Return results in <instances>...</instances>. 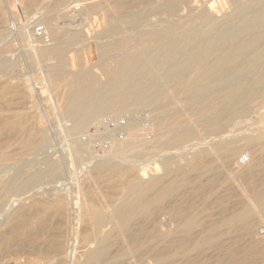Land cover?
Wrapping results in <instances>:
<instances>
[{
  "label": "bare ground",
  "instance_id": "obj_1",
  "mask_svg": "<svg viewBox=\"0 0 264 264\" xmlns=\"http://www.w3.org/2000/svg\"><path fill=\"white\" fill-rule=\"evenodd\" d=\"M61 1L57 0L53 4L60 6ZM104 4L106 6L101 10L111 22L103 34H100V39L104 41L95 42L99 58L96 66L103 79L93 69H84L82 65H79L80 68L76 65L79 71H72L76 59L69 52L83 46L88 39L81 27L55 23L53 12L45 14L44 18L40 17L44 19L46 26L43 29L54 43L50 47L44 46L48 43H43L42 47L32 45L29 56L34 66L41 67L50 85L57 81L62 84L60 99H54L52 104V110L57 116L53 115L58 118L68 139L69 136L76 138L73 146L76 152L85 148L86 144L82 140L84 136L89 137L85 141L93 138L87 132L89 127L95 125L100 129L108 115L112 118V115L118 117L132 110L151 108L154 117L151 121L148 120L151 122L149 128L140 130L136 125H131L124 130L120 139L111 136L109 151L97 161L95 171L91 169L89 177L82 179L87 183L94 178L99 179L101 173H108L115 180L114 186L121 189L120 198L115 199L117 201L110 211H107L109 208L102 212L95 205L90 189L81 194L76 192L83 195H75L76 199L81 198L80 202H85L81 212H75L81 213L79 224L86 221L85 225L91 233L84 224L79 225L80 229L89 231L86 232L85 245L79 254L78 250H71L72 246L67 243L69 240H65L64 234L63 237L60 236L66 243L62 242L64 249L62 248V253L57 252L61 253L57 256H61L64 264H74L76 260H81V264H123L129 258L134 259L135 264H145L144 253L149 252L155 257L156 264H206L207 261L202 258L207 257L213 258V262L208 264H246V257L259 253L257 245L241 249L245 250L244 253L239 251V241H234L235 237L231 240V235L234 231H253L250 223L254 217L264 220V188L249 179L252 181L250 186L253 200L241 211L225 215L212 225L205 226L204 219L207 217L204 214L207 211L204 203L210 191L206 188L208 185L205 179L227 170L228 164L238 156L242 148L250 151L249 163L245 166L238 163L236 168L239 171L232 174L234 177L252 176L253 171L261 170L264 164V103L259 106L256 113L258 119L250 126L251 131L245 129L238 131V134L232 132L233 134L226 136L223 133L233 120H237V124L246 122L252 116L249 117L252 107L264 96V0H106ZM223 11L226 13L219 15ZM26 31L24 28L22 36L29 42ZM3 56H6L5 52L0 54V75L5 70L14 69L10 67L16 65ZM30 121L19 112L2 119L0 123V134L9 132L12 137H17L13 141L19 147L18 154L10 156L5 151L7 146L12 145L10 142L0 148V209L6 207V202L11 197H22V194L25 196L43 181H55L61 173L60 165L48 157L42 168L34 166L33 163L37 161L25 158L28 153L44 152L50 143L42 124L43 116L39 112L35 113ZM199 127L204 128L205 135L201 133L203 130H198ZM142 130L154 133L155 139H145ZM220 134L225 137L221 136L220 139ZM4 137L6 139L5 135ZM239 141L241 145H238ZM187 147L190 149L189 154L178 153ZM126 157H131L132 160H125ZM76 158L75 156L74 159ZM144 158H156L160 164L150 171L141 163ZM7 162L12 164L8 163L7 166ZM158 169L162 170V176L154 173L152 176L151 172ZM210 180L212 179L208 183ZM94 187L96 188L95 184ZM58 194L55 192L41 197L36 202L40 206L37 210L46 214L52 211V215H63L68 203V193ZM73 196L72 200H76ZM12 203L6 211V223L15 219V213L12 214L11 211L14 207ZM167 203L170 207L166 212L172 218L169 221L173 223L172 220L175 219L177 224L166 233L152 234L144 223L151 217L157 218L155 213H159L161 209L167 210L163 209ZM220 205L218 208L225 210V203L220 202ZM155 220L153 222L157 223V219ZM206 222L208 223V219ZM36 225L42 230L47 224L40 221ZM107 225L111 226L110 229ZM152 226L155 227L154 224ZM105 227L107 232L103 231ZM10 229L8 231L12 238L9 237L8 240L11 239L14 244L20 239L39 237L37 235L40 232L35 233L36 229L31 221L20 222ZM72 234L73 237L75 232ZM178 235H181L179 240ZM7 236L8 232L0 236V241L6 240ZM124 240L126 247L111 257L113 247ZM21 246L24 249V245ZM5 247L6 250L12 248L10 245ZM29 247L31 246L27 248ZM32 247L30 253L37 255V248L32 250ZM54 250L50 255L58 251ZM20 252L24 253L19 251V255ZM61 259H57L58 263H62L59 262Z\"/></svg>",
  "mask_w": 264,
  "mask_h": 264
},
{
  "label": "rangeland",
  "instance_id": "obj_2",
  "mask_svg": "<svg viewBox=\"0 0 264 264\" xmlns=\"http://www.w3.org/2000/svg\"><path fill=\"white\" fill-rule=\"evenodd\" d=\"M56 1L57 0H47V1L46 0H0V36H1V39H0L1 42L0 43H2V44H0V54H4V52H5V55L10 59H8L6 56H3V57H5L7 60H9L11 62L16 63V65L18 64L17 66L13 65V67H10V68H14V69L5 70L4 73L2 75H0V99H1L0 100V123H1L2 119L14 116L16 114H19V112L21 114L25 115L26 117H28L29 121H30L32 115L39 112V114L41 116H43L42 122H44V123H42V124H44V127L46 128L47 137H49L50 143H49V145L47 144L48 148L46 147L44 149V152L35 153V154L28 153L25 156V158L27 159L29 157L28 158L29 160L32 159V161L33 160L37 161L38 163L35 162L33 164H34V166H38L40 168L43 167L44 161L49 158V159L53 160L54 162H57L60 165L61 173H62V174L60 173L58 175L57 179L56 178L54 179L55 181H53V179L43 181L42 182L43 184L40 183L39 186H37L38 188L36 187L35 189L33 188V190L31 189L32 192H31V190L28 191L29 193L26 194L27 196L26 195L24 196L22 194V197H21V195H19L20 197L19 196L11 197L6 202V207H3L2 209H0V236L5 234L6 232H8L7 239L0 241V264H48V263H52V262L55 264H62V263L64 264L63 260L61 259V256H60V258L58 257L59 254H61L63 249H64V246L62 243L64 240H62V238H61V237H63V234H64L65 240H69L67 243H69L70 246H72L71 250L76 249V250H78L77 252L79 254L83 250L82 247L85 245V235L87 234L86 232L89 233V231H90V233H91V230H89L88 227H86V225H87L86 221H85V223L83 221V223L82 224L80 223V224L81 225L84 224L85 228H87L86 230H89V231L85 232L84 231L85 228H83V230H82V228L80 229V227H79V225H80L79 222H81V220H79L81 218V213L77 214L75 212H77V211L81 212L82 205L85 202L83 200H81V202H80L81 198L76 199L77 196H75V195H78V197H83V195L81 196L79 194H81L82 191L85 192L84 190H86V189H88V190L90 189V192L92 193V196L95 199V205L99 209H101L102 212H106L104 209L107 210L110 208L109 210H107V211H110L112 206L115 205L116 201L120 198L119 193L121 192V189L119 187L114 186L115 180L110 178L111 176H109L108 173L107 174L101 173L100 174L101 176L99 179L94 178L87 183L84 182L83 179H85L86 177H89V175L92 173L91 171L93 169L95 171V168L97 167L95 165H97V163L99 162L98 160L102 159L104 157V154L107 151H109V147H110L109 145L111 144V140H112V139H110L111 136L114 135V137H118V138L120 137L121 138L123 133H124V130L131 127V125H136L137 127H139L140 130L149 128V124L151 123L150 121L154 117V113H153L151 108H142V109H139V111L138 110H132L131 112L125 113L123 115H119L118 117H116L115 115H112V118H110L111 115H108V116H106V118H105L106 120H105L104 124L100 127V129L97 128L95 125H92L89 127L87 132L93 138H90L91 141H89V140L85 141L86 139H89L88 136H84L85 137L84 139L82 138L83 142H85V144H86L85 148L83 147L82 149H80L81 152L80 151L76 152L74 150L73 146L75 145L76 138L73 136H69V139H68V135H66L65 132L62 130L63 127L61 129L62 125L59 122L58 118H56V116H57L56 113L53 112L54 109L52 110V107H53L52 104L54 103L55 100L57 101L58 99H60V95L62 94V84H61V82L57 81L58 83L56 82L55 84H52L54 86L53 87L52 85H50L48 83L49 80L47 79V76L44 73H42L43 70L40 69L41 67L40 66L36 67L32 63V60L29 56L30 55V47H32V45H38L41 47L43 46V42H41L40 40H38L36 38L35 30L38 27L45 28L46 26H45L44 21H43L44 19H42L40 17H43L47 13L53 12L52 17H54V19L56 20V21L54 20L55 23L57 22L59 25L61 24L62 26H68V25L79 26L82 28V33L84 34V36L87 35V38H88L87 42L83 46L77 47L75 49H71L70 50L71 52H69V55H72L76 59L75 64L72 66V71H75V72L79 71V68H80L79 65H82L84 69H93V71L96 72L97 75L99 73L98 76L101 79H103L104 77L102 76L101 72L99 71V69L96 66V64H98L99 58H98V52H97L95 42L104 41V40L100 39V38H102L101 35L105 31V29L108 27L109 22H111V21H110V18H108L107 16L106 17L104 16V12L101 10L106 6V4H104L106 2V0H90V2H87L86 0H73V1L71 0V2H70V0H62L60 6H55L53 3H55ZM82 2H83V4H82ZM76 3H77V5H76ZM89 5H91V6H89ZM54 7H59V8L55 9ZM42 9H44V10H42ZM93 9H95V11ZM41 11H45V12L43 13ZM55 11H56V14L54 13ZM226 11L229 12V10H226ZM226 11L220 12L219 15H224L226 13ZM40 14H42V15H40ZM33 17H35V18H33ZM24 28H25V31L28 30L26 32L28 33L29 42L27 40H25L22 36V31ZM1 33H2V35H1ZM47 35L49 37V43L48 44L44 43V44H47L44 46L50 47V45H52L54 42H53L52 38L50 37V35L49 34H47ZM88 40H89V42H88ZM30 41H33V42L30 43ZM10 56H12L13 58H11ZM77 64L79 67L78 69L76 66ZM59 84H60V86H59ZM13 89H14V91H13ZM52 91H54V93ZM54 95H56V98ZM262 103H264V96L262 98H260L258 103L252 107L251 112L249 114V117L251 115L252 116L250 118H248V120L246 122H243L241 124L240 123L237 124L238 121L233 120L232 123L228 124L225 127V129L223 131L224 135L226 136V134L227 135L233 134L232 132L238 134L237 133L238 131H245V129L248 131H251L250 126H252V124L258 119V115L256 113L260 109L259 106H261ZM253 113H255V114H253ZM53 114H55L56 116H54ZM113 119H116V120H113ZM148 120H150V121H148ZM31 122L32 121H30V124H31ZM234 123L237 125H235ZM127 124H129L130 126H128ZM247 124L249 125V127H247L248 126ZM198 130H200V131L203 130V132L201 131V133L203 135L206 134L203 127H199ZM142 131H144V130H142ZM106 132H108V133H106ZM143 133H144V136H146L145 139L147 137H148L147 139L149 141L150 140L152 141L153 139H155L154 133H152L150 131H144ZM239 133H241V132H239ZM4 135L6 136V139H5ZM224 135L220 134L218 137L221 139V136L223 137ZM11 137H12V135H11V133L9 134V132L8 133L3 132V135H2V133L0 134V142L2 141L0 143V148L3 147L7 142H10V144H12L11 146H9V147L7 146L5 148V151L8 153L9 156L14 155V154H18V150H19V147H17L18 145L16 143H14V141L17 140V137H12V138ZM71 137H73L75 139H73ZM98 137H99V139H98ZM1 138H3L4 140ZM9 138H11V139H9ZM94 141L96 143H94ZM204 141L207 142V140H205V139H204ZM241 144L242 143L239 141L238 145H241ZM14 145H15V147H14ZM69 145H71V146H69ZM15 148L17 151L14 150ZM9 149H11V150L13 149V150L10 151ZM86 149H88V150H86ZM185 149L187 152L185 151ZM187 149H189V147L180 150L178 153L181 154V152H182V155H185V153L189 154L190 149L189 150H187ZM73 150H74V153H72ZM87 151H88V153H87ZM89 152L91 155L89 154ZM78 153H79V155H77ZM249 153H250V151L248 149L242 148L240 153L238 154V156L232 162H230L228 164L229 166H228L227 170H224L225 173L223 171H221V172L217 173V175H213L212 177L210 176L211 178H209V179H212L213 181L216 179L214 182L212 180H210L209 181L210 184L208 183L209 179L208 178L205 179L206 180L205 183H207V185H208V187H206V188H207V190H210L208 193V197L206 199V203H204L205 204L204 205L205 210L207 211L204 214V217H207V219H208V223L206 222L207 219H204V224L206 223L205 226L212 225L214 222L218 221V219L220 220V218H222L225 215L230 216V215H233V213L235 214V213L241 211L242 209H244V207L247 206L248 203L251 202V200H253V193H252V189L250 186L252 181H253V183L256 182L255 184L259 185V187L264 188V164H263L261 170H259L257 172L253 171L252 176H246V175H245L246 177L245 176H242V177L241 176L240 177L239 176L238 177L233 176L235 174L234 172L236 170L239 171V169L236 168L237 164L239 163V158L242 155L249 154ZM86 154H87V156H86ZM33 155H36V156L33 157ZM74 155L77 157L76 159H74L75 158ZM30 156H32V157H30ZM79 156H80V159L78 158ZM186 157H189V156L186 155ZM81 158H83V159H81ZM81 160H83V161H81ZM125 160H132V159H131V157H126ZM8 163L12 164V162H7V166H8ZM141 163H143L144 168L148 167L147 169H149L151 171L153 168H155L156 165L160 164V161L156 158H153L151 160H149V158L148 159L144 158L143 162L141 161ZM141 163L139 165H142ZM38 167H35V168H38ZM92 167H94V168H92ZM87 173H89V174L87 175ZM152 173H154L156 176H162L163 172L161 169H158V171H156V172L155 171L151 172V175L153 176L154 174H152ZM83 174H84V176H83ZM224 174H226L225 177L227 176V179H224L225 178ZM81 175H82V177H81ZM214 176H216L217 178L216 177L214 178ZM222 176H223V178H222ZM231 176L234 178H232ZM249 179L252 181H250ZM254 179H256V180H254ZM63 180H65L66 182ZM211 181H212V183H211ZM232 181H234V182H232ZM57 182H59V183H57ZM247 182H248V184H246ZM81 183H82V185H81ZM51 184H53V185H51ZM94 184H95L96 188L94 187ZM78 186H80V187H78ZM107 187H109V188H107ZM247 188H249V190ZM78 189L80 191H77ZM73 190H75V191H73ZM98 191H99V193L100 192L101 193L100 194L97 193ZM55 192L59 193V194L60 193L63 194L65 192L68 193V197H67L68 198V203H67L68 206L66 205L65 208H66V210H69L68 212L71 211L70 213H66L67 211L65 210L66 214L64 213L63 214L64 216H63L61 214L52 215V213H51L52 211L50 212L51 214L50 213L46 214V213H43V212L37 210L40 208V206L37 205L36 202L38 200H41L42 199L41 197H46L47 195L54 194ZM76 192L77 193L79 192V194H77ZM71 195L72 196L74 195L73 197L77 200V202H76V200H72ZM28 196L29 197L34 196V197H32L30 199ZM115 199H117V200H115ZM26 200H28V201H26ZM114 200H115V202H114ZM71 201H73V202H71ZM104 201H106V202L104 203ZM220 202L225 203V207H224L225 210L219 209L221 206ZM11 203L13 204L12 206H14L12 208L13 210H11V211H12V214L15 213V216H14L15 219L11 223H6L5 222L6 218H7L6 211L10 207ZM77 203H78V205H77ZM79 203H81V204H79ZM7 204H9V206ZM80 205H81V207H80ZM77 206H79L80 208ZM100 206H102V207H100ZM74 207H76L77 210H76V208L74 209ZM169 207L170 206L167 203V205H165L163 208V209H167V210L164 211L161 209L159 211V213L158 212L155 213L157 218L151 217V219L149 221L144 223L146 225L145 227L152 234L157 235V233L159 234L160 232L166 233V232L173 230L175 228V225L177 224V220L175 221V219H173L172 220L173 223H171V221H169L172 219V218H170L171 216L167 213ZM4 211H5V213H4ZM11 211H9V213ZM164 213L165 214L167 213V214L165 215ZM155 214L153 216H155ZM74 215L78 216V218L77 217L74 218L75 217ZM158 215H159L160 219L158 218ZM162 215H163V217H162ZM69 216H71V217H69ZM65 217H66V219H65ZM67 218L72 220V221L69 220L70 221L69 222L67 220ZM73 218L75 221H73ZM155 219H157V223L153 222V221H156ZM64 220L66 222L68 221L69 223L67 222V225H66V222H64ZM27 221H31L33 223L34 228L36 229L35 233H38L40 231L37 235L39 237L33 236L32 239L31 238L30 239L25 238V240L24 239L17 240V242L15 244L11 243V239L8 240V238L9 237L12 238V235H11V232H9L8 230L11 227L13 228L15 226H18L20 222L24 223ZM40 221H44L47 224V225H45V227L42 230H41V228H39L38 225H36ZM161 221L165 222V223H162ZM73 222H74V224H73ZM76 222H77V224H75ZM153 224L155 226L154 227L155 229L152 226ZM74 225H77V227ZM250 226H251V229L253 231H247V232L234 231L232 233L233 235H231V240L235 237L234 241H236V242L239 241L238 242L239 251H242V252H244L245 250H241V249H248L254 245H257L259 253L251 254L249 257H246V260L244 262L246 264L247 263L248 264H264V220L261 217L259 218L258 216L254 217V220H253V222L250 223ZM106 227L107 228L109 227L108 229H110L111 226L107 225ZM106 227L103 229L104 232L105 231L107 232V230H108ZM70 228L72 231L70 230ZM73 231L75 232V235H74ZM76 231H78V232H76ZM41 232H44V233L42 234ZM68 232H70V233L67 234ZM83 232H84V234H83ZM71 233H73L72 234V235H74L73 237L71 236ZM16 234L17 233H15V235ZM65 234H66V237H69V235H70V237L66 238ZM180 236L178 235V238H177L178 240L181 239ZM80 237H82V239H80ZM237 237H238V240L236 239ZM80 240H81V242H80ZM20 241H22V242H20ZM27 242H29V244ZM124 242L126 243V241L124 240V241H121L119 245H115L113 247V249L110 251L111 257L116 256L117 255L116 253H118L121 248L126 247L127 243L125 244ZM76 243H77V245H76ZM81 243H84V244H81ZM13 244H14V246H13ZM5 245H10L12 248L10 250H6ZM21 245H24L23 246L24 249L22 248ZM27 245L31 246V247L33 246L32 250H35L37 248L36 251L38 253H42V254L40 255L37 253V255H36V254H33L32 252L30 253L29 250H31V247L27 248L28 247ZM158 246L160 247L161 245H158ZM54 249H56L58 251H56ZM39 250H40V252H39ZM47 250H48V252H47ZM52 250L56 251V253L57 252H61V253L56 254L54 252L55 254L53 253L52 255H50L53 252ZM19 251H22L24 253L22 254L20 252L21 255H19ZM3 252H5V253L2 254ZM111 252H113L114 254ZM215 253L217 255V252H215ZM47 255L51 259L49 257H46ZM53 255H55V256H53ZM45 257H46V259H45ZM54 257L57 259H61V260H59V262L62 261V263H58V260L55 259ZM47 258H49V259H47ZM152 258H153V260H152ZM52 259H54V261ZM78 259H79V257H78ZM129 259H127L125 261L126 263H123V264H135L134 259H132V258L130 260ZM196 259L200 260L199 258H196ZM212 259L213 258H210V257L202 258L203 261H207L206 264L212 263L213 262ZM55 260H57L56 261L57 263L55 262ZM248 260L250 261V263ZM78 261L76 260L74 264H77ZM143 261L145 264H156V262H154L155 257L149 252L144 253ZM81 262L82 261L80 260L78 264H81Z\"/></svg>",
  "mask_w": 264,
  "mask_h": 264
},
{
  "label": "built area",
  "instance_id": "obj_3",
  "mask_svg": "<svg viewBox=\"0 0 264 264\" xmlns=\"http://www.w3.org/2000/svg\"><path fill=\"white\" fill-rule=\"evenodd\" d=\"M35 36L43 43H49V37L42 27H38L35 30ZM249 163V154H244L239 158V164L245 166Z\"/></svg>",
  "mask_w": 264,
  "mask_h": 264
}]
</instances>
